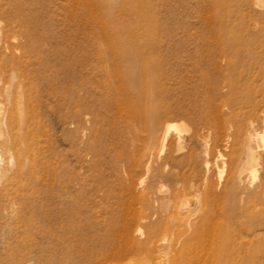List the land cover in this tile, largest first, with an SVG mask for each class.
<instances>
[{
	"label": "rangeland",
	"instance_id": "374dc122",
	"mask_svg": "<svg viewBox=\"0 0 264 264\" xmlns=\"http://www.w3.org/2000/svg\"><path fill=\"white\" fill-rule=\"evenodd\" d=\"M147 1L154 29L136 41L153 91L141 103L156 117L145 123L128 83L138 69L121 63L98 9L0 0V144L13 146L2 166L15 157L0 176V264H73L111 231L124 245L203 227L236 264H264V0H220V12L212 0Z\"/></svg>",
	"mask_w": 264,
	"mask_h": 264
},
{
	"label": "bare ground",
	"instance_id": "6f19581e",
	"mask_svg": "<svg viewBox=\"0 0 264 264\" xmlns=\"http://www.w3.org/2000/svg\"><path fill=\"white\" fill-rule=\"evenodd\" d=\"M87 1L88 2L84 6V8L86 10H88L89 12L93 11V10L95 11V9L99 10L100 20L102 22L103 27L106 29L107 38H108L109 42L112 44V47L116 50V54L118 56H120L121 63L125 66L135 64L137 69H138V73H136V75H135V80L133 78L134 82L130 81L132 79L128 80V83L131 85L130 91H131V95H132V97H131L132 101L134 102L132 104L133 107H136V104L138 103L137 101H139L140 103L141 102L145 103L149 92L152 91L151 88L147 89V87H145L143 85V83H145V82H143L144 78L145 77L148 78V76L146 74L149 70V65H148V61H147L146 56H145V51L142 48V45L136 41V38L139 36L140 30H144L149 35L154 29V27H153L154 26L153 25V15L149 14V12L147 10V7H149V2L147 0H135L136 5L130 9H127L123 5V3L118 1V0H87ZM212 1H213L212 9L215 12H220V9L222 8V3L220 2V0H212ZM116 10L120 11L121 14L127 18L126 22L118 23L113 18V15L115 14ZM125 77L128 79L129 73L127 75H125ZM216 87H217V84L213 82L212 88L216 89ZM22 92L23 91H21V93ZM126 94H127V92H126ZM7 95L9 96V94H7ZM22 97H24V96H22ZM23 101H21V102H23ZM128 102H131V101H128ZM143 103H141V104L143 105ZM22 104L23 103H21V105ZM2 109H4V108L0 109V127H2L3 124H5L4 122H6L5 121L6 114L3 113ZM22 111H24V106H23ZM137 111L139 113L137 116L141 117L145 121V123L153 121L154 118L156 117V109L153 106L149 107L145 104L143 109L138 108ZM21 114L23 116V113H21ZM21 118H22L21 120H23V117H21ZM20 124H21V122H20ZM170 127H171V125H170ZM169 130L171 131V128ZM1 131H2V129H1ZM3 133H4V131H3ZM4 134H6V133H4ZM17 134L18 135H17V137H15L13 139V142H14V144H16L15 142H18V140H19L21 148H19L18 153L20 154V149L25 150L26 140H25V137H23V135L20 132ZM0 136H2V135H0ZM259 136H261V135H259ZM5 138H7V137H5ZM5 138L3 141H1V144H0V176H3L6 174V171L8 170V167L10 166V163L13 159L12 157H14L13 154H11L9 159H8L7 165L2 166V164H1V163H3V161H2L3 158L1 157L2 152L3 153H9V152L11 153V149L13 148V146L10 145L9 138H7V139H5ZM31 158H32V156H31ZM258 158L259 157L254 152V150L252 148H250L247 164H248L249 169H251V172H253V173L256 172V165L258 164ZM14 160H13V162H14ZM13 162L11 164H13ZM14 164L16 165V163H14ZM20 164H21V162H20ZM25 165H27V164H25ZM14 168H10V169H14ZM246 189L249 190V193H247L248 198L246 200V202L249 203L250 200L252 199V194L256 191V189L255 190L252 189L251 191L249 188H246ZM251 192H252V194H251ZM257 193L259 194V192H257ZM256 197L257 196H254V198H256ZM182 204L183 203H181V205ZM181 207H180V209H181ZM181 210H183V209H181ZM204 213L205 212H203V214ZM206 215H208V211L206 212ZM184 220L187 222L186 219H184ZM197 223H198V221H197ZM189 224L190 223H188V225ZM195 224H196V222H195ZM201 224H199V225L201 226ZM113 227L114 226H112L111 228H113ZM111 232H113V231H111ZM111 232L108 235L109 238L104 237V240L101 243H96V245L94 246L95 250L87 251L84 253L79 251L77 253V255L75 256V260L73 261V264H126V263H123L121 260L125 256H127L129 253H133L136 256H138L137 258L133 259L130 262V264H236L237 260H238L237 259L238 256H235V257L231 256V252H230V251H232V253L236 255V252L233 250L235 247H233L230 251L227 249H223V245L222 246L219 245V243H220V240L218 239L219 234H217L218 236L217 235L214 236L213 234H211L207 230V228L205 229V227H203L202 229H193V230H191V232L181 233V234L179 233V234L173 235V236H171L170 234L164 235V236L158 238V243L154 240L156 237V235L154 233L155 231L154 232L150 231L149 237L147 238V240L145 242L136 240L134 238V236L133 235L130 236V234H128V237H127L126 232H124L125 236L127 238H129V240L127 239V241H125L124 238L122 239L123 243L126 242L124 245H121L120 242L119 243L115 242L114 241L115 239H111V238H114V237H110V235L112 234ZM220 232L221 231H219V233ZM121 235H123V234H121ZM116 238H118V237H116ZM119 239H121V238H119ZM235 240H236V238H235ZM150 242H154L153 245H149ZM236 245H237V243H236ZM245 245H247V244H245ZM232 246H235V244ZM89 249H91V248H89ZM143 252L146 253V256L140 257V255ZM228 253H230V254H228ZM242 254H241V257H242ZM244 255H246V254H244ZM244 255L242 258H244ZM260 257H261V254H260ZM246 259H242V260H246ZM252 262H254V261H252ZM243 264H245V263H243Z\"/></svg>",
	"mask_w": 264,
	"mask_h": 264
}]
</instances>
